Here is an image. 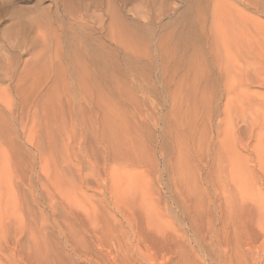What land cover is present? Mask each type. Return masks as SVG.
I'll return each mask as SVG.
<instances>
[{
  "label": "rangeland",
  "instance_id": "rangeland-1",
  "mask_svg": "<svg viewBox=\"0 0 264 264\" xmlns=\"http://www.w3.org/2000/svg\"><path fill=\"white\" fill-rule=\"evenodd\" d=\"M260 37L264 0H0V117L14 123L17 138L29 144L40 113L59 120L67 135L78 136L83 134L82 122L95 109L96 118L118 127L123 141L138 136L137 153L143 158L154 153L151 160L126 164L128 170L121 172L129 174L123 178L140 180L144 189L140 197L148 194L147 202L142 201L152 207L148 212L165 217L162 225L169 222L185 233V226L168 221L167 215L189 210L220 213L225 209L219 201L224 189L237 200L251 196L264 200V180L253 178L256 166L264 164L255 123L258 117L264 120V111L257 114L243 104L252 96L264 100V82L259 84L251 80L253 73L248 74V61ZM92 55L101 56L100 61ZM51 84L54 92L48 90ZM82 87L92 93L81 92ZM6 108L14 112L13 118ZM11 154L0 150V220L23 213L20 205L30 197L24 186L19 205L15 193L5 194L10 176L13 185L18 182ZM152 161L158 165L153 167ZM32 163L35 171L29 168L30 177L41 167L39 159ZM108 164L103 170L108 179L105 190L83 194L93 199L96 195L118 212V207L125 208L127 194L119 197L129 185L116 180L120 170ZM94 170L89 169L96 174ZM217 170L223 180H218ZM34 176L25 187L41 190L39 176ZM7 236L0 238V260L14 264L18 250ZM135 253L137 264L155 258L144 247Z\"/></svg>",
  "mask_w": 264,
  "mask_h": 264
},
{
  "label": "bare ground",
  "instance_id": "bare-ground-1",
  "mask_svg": "<svg viewBox=\"0 0 264 264\" xmlns=\"http://www.w3.org/2000/svg\"><path fill=\"white\" fill-rule=\"evenodd\" d=\"M254 45V53H252L254 56L252 55L248 61L251 64L248 74L253 73L255 77L251 80L256 79V82L263 84L264 37L258 38ZM92 51L91 49L90 52L96 55ZM93 57L98 62L101 59V56L99 59L97 56ZM56 80L58 82L59 79ZM53 83L56 84V82ZM52 85L48 87V90L54 92L55 88ZM84 90L92 93L89 88L82 87L81 92ZM253 97H248L247 101L243 100V104L247 103L251 109L253 108L257 114H260L264 111V100L257 96ZM250 99L254 100V104L249 101ZM6 110L8 115L13 118L14 112L10 108H6ZM97 113L93 109L86 116L82 122L83 134L78 136L67 135L65 133L67 128L59 120L53 116L50 118L48 114L40 113L41 115L36 117L34 122L35 139L29 143L32 147L29 144L21 143L17 138L14 123H10V120L7 122L3 116L0 117V150L12 152V160L15 164L13 166L16 169L14 168V172L11 171V173L13 172L14 178H17L16 181H18L13 185L14 179L10 176L8 183L5 182L8 184L7 189L4 188L6 186L3 183V188L7 190H4L5 194L15 193L17 205H19V198L24 193V188L26 190L29 188L30 191L28 194L30 197L21 198L22 200L27 198L25 204L20 205L24 214L19 213L20 215L15 216L16 213L14 217L7 215L0 220V238L3 237V233H6V236L8 234L11 236L10 240H13L10 245L12 243L18 250L16 262L13 261L14 264H137L134 260V256H137L135 253L137 247L153 251L155 258L147 264H264V206H262L264 200L259 201L262 204H259L258 200L252 196L237 200L233 195H229L231 192L228 193L224 189L223 195L219 198V201L225 205L222 212L207 210L205 213L204 211L189 210L181 214L167 215L168 221H171L170 219L180 221L185 226V233L180 227L173 228L174 226L168 221V224L162 225L163 218L167 219L163 216L160 218L159 214L154 212L151 213L152 210L148 212V209L152 207L148 206L147 208L142 201L143 197H140L141 191L144 190H141L140 180H131L132 176L129 178L130 180H126L127 178L123 177L128 176L129 173L121 172L123 169L124 171L128 170L127 165L143 163L148 158L151 160L155 157V155L152 156L154 153L151 155L148 151V155L146 151L148 156L143 158V154L137 153V149L139 150V144L136 142L137 135V137L131 136V140L123 141L120 130H116L118 127L96 118ZM244 116L246 117V115ZM131 117L127 116L126 118L129 120ZM245 119L243 122L246 125L252 124ZM258 119L255 121V123L258 121L257 129L260 138L258 140L259 144L262 143L260 146L264 148V120L259 117ZM125 134L127 137L130 136L128 133ZM137 154H140L141 157ZM200 155L202 157L203 154L200 153ZM201 157L199 160H202ZM36 159H39L41 163L39 174V170L36 168L39 177L35 174L39 179L38 182L41 183L39 184L41 190L33 191V189L30 190V187H25V182L31 183L30 180L34 175L30 177L28 171L31 166H33L31 173L35 171L31 161ZM108 162L120 170L119 178L115 179L122 180L123 182H120L122 185L123 183L129 185L127 189L125 188L126 191L123 190L125 193H121L122 190L119 191V194L121 193L120 197L118 195L119 198L122 195L124 197V194L127 196H125L126 198L122 197L125 201V208L118 207V212L114 210L112 212L110 204L106 205L103 200L95 198L96 195L93 191H91V196L95 195L94 199L89 196L92 203L88 205L89 203H86L87 199H85L88 196L86 193L83 194L84 190L86 192L90 189L98 190L99 188L101 190L105 184L107 185L104 180L108 179L103 176V170L109 165ZM155 162L157 163L156 160ZM155 162H151L154 164L153 167H155ZM92 167L95 168L96 174L89 171ZM242 168L244 169V167ZM256 169L253 178L264 180V164L260 163ZM217 172L220 173L218 170ZM220 174L218 178H221ZM120 176H122L121 179ZM220 178L218 180L222 179ZM125 180L126 182H124ZM122 185L119 184L118 188ZM17 189H19V194L16 192ZM190 189L191 187H189ZM91 192L89 191V193ZM111 192L113 191L111 190ZM1 193L4 194L2 191ZM113 193L115 195L116 192ZM5 194L4 199L7 196ZM82 194L83 197L85 195V198L81 197ZM143 196L145 197L143 199H146L148 194L146 196L144 193ZM197 197L203 199L201 195ZM13 200L15 199L13 198ZM30 200H33L35 203L33 204H38V206H31L32 203L28 204ZM48 211H51V222L47 218ZM126 223L128 228H126ZM6 236L3 238L5 239ZM1 248L4 249L2 246ZM200 251L206 258V261L203 260L204 262L200 257ZM0 263H2L1 260Z\"/></svg>",
  "mask_w": 264,
  "mask_h": 264
}]
</instances>
